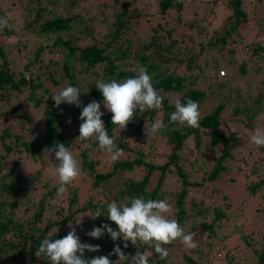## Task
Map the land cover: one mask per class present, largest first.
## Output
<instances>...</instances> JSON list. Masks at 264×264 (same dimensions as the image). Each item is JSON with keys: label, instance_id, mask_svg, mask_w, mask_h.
Masks as SVG:
<instances>
[{"label": "trees", "instance_id": "16d2710c", "mask_svg": "<svg viewBox=\"0 0 264 264\" xmlns=\"http://www.w3.org/2000/svg\"><path fill=\"white\" fill-rule=\"evenodd\" d=\"M91 1L28 0L23 8L22 25L29 30L27 35L32 39L43 40L35 50L17 57L19 63L25 62L19 70H12L9 54L0 45V264H48L46 258L35 255L39 244L46 236L49 239L62 238L61 233L52 230L57 226L69 227V223L74 225L81 219V223L76 226L81 242L100 246L99 252L86 251L85 258L108 256L115 246L110 236L105 233L101 239H94L86 233L94 226L100 227L105 223L114 229L116 225L106 216L93 220L87 215L94 214L97 208L106 214L107 204L111 201L128 203L136 197L166 200L175 210L170 218L175 219L186 233H194L198 246L202 247L184 252L175 259L174 252L182 245L177 240L165 246L169 250V256L161 259L154 248L138 245L143 248L141 251L150 254L149 264H200L204 259V247L207 250L213 247L207 239L218 238V233L230 219L227 212L230 205L226 203L225 206L212 208L204 206L203 201L197 202L192 198V191L203 186L204 182L218 181L228 172L229 162L235 161L238 162L237 169L243 172L241 178L244 181V192L248 197L258 196L264 199V147H259L256 153L250 152L248 156L237 159L232 146L238 145V133L221 131L225 123L223 111L227 100L216 102L201 117L199 128L172 125L169 123L170 115L175 111L177 100L186 103L188 99H192L198 103L199 108L204 104L208 92L199 86V81L201 76L207 77L208 70L215 69L213 80L217 82V90L222 92L230 83V73L220 76L219 70H230L240 45H244L246 51L244 48L240 49L242 59L238 65L239 72L246 75L250 63H253L255 72L264 71L263 63L254 60H264V44L258 37L242 44L240 28L250 20L245 11V0H206L210 9L201 18L197 15L198 11L190 18L183 15L186 2L190 0H154L159 10L154 15L138 6L136 0H111L109 6L114 9L113 13L110 16L103 13L101 17L89 16L87 6L80 7L82 2ZM103 4V10H106L108 5ZM15 6L16 3L11 1V8ZM222 8L227 9V16L220 19L218 14ZM171 12L176 15H171ZM209 14L213 15L212 19L208 17ZM222 14L221 11V16ZM150 16L151 19L148 20ZM151 21L156 22L155 26H148ZM87 22H96L95 25L106 31L104 34L100 33L95 42L78 46L77 31L83 33L79 28L84 25V32L87 33ZM258 28L262 33L264 23L260 22ZM10 29L5 27L0 30L11 34ZM93 31L94 29L90 30L89 34L92 35ZM22 48L25 50L26 44ZM42 54H46V58L55 64L59 62L56 55L62 56L64 77L69 79L70 86L79 88L72 73L76 65L82 66L88 76H97L87 92L80 90L82 107L89 103L87 97L90 101H103L102 94L95 85L96 81H123L135 77L141 67L146 68L152 77L154 88L163 97L162 108L142 113L137 111L135 120L128 126L134 127L136 135H143V128H151L159 119L167 126L166 129L158 134H150L147 143L131 148L132 156L120 157L107 172H98L97 167L101 162L90 157V152L98 148V141L78 139L77 127L81 124L79 116L82 109L68 104L55 107L51 96L57 92L45 87L39 76L35 80L26 77L32 65L41 61ZM64 77L60 79L63 80ZM49 78L55 86L60 85V81L55 80L52 73H49ZM257 88L259 96L241 86L236 85L234 88L236 101L231 117L251 131L256 129L254 120L260 115L264 116V88ZM25 90L29 92L20 100L18 95ZM38 90L41 92L39 96ZM13 97L18 101L11 105ZM70 113H73L71 123H64V115L67 117ZM111 116L110 112H104L102 119L109 136L115 138L119 128L112 124ZM173 128L176 130H171ZM71 132L77 141L69 136ZM157 138L159 141L156 144ZM115 141L122 151L129 152L124 141L116 138ZM190 142L195 150V157L191 161L187 158ZM59 143H64L71 152H75L80 159L82 173L92 180L93 189H105L104 196L97 200L89 197L77 208V188L67 186L66 208L56 202L59 184H42L41 177L42 167L46 166L43 159L49 155L55 157L54 153L49 154L48 149ZM204 147H209L214 154L211 165H207L206 161L202 162L197 156L204 157ZM12 157L15 159H11ZM155 157H161L163 161L157 162ZM252 157L254 160L251 163ZM23 160L26 161V166L29 162L37 167L24 173V166L21 165ZM132 172L140 177L126 175ZM199 174L200 181L197 177ZM156 175L157 180L151 187ZM110 182L114 185L111 184L112 189L108 190ZM223 199L226 197L223 196ZM261 212H264V205L257 208V215ZM250 233L239 238L245 247L252 249L253 258L248 262L264 264V221L260 229ZM115 243L120 245L125 254L135 255V246L129 243V247L125 249L122 239ZM223 248L219 245L215 260L210 263L238 264L235 254L239 250L238 245L230 246L227 251ZM109 258L115 261L114 264H130L129 261H117L116 255Z\"/></svg>", "mask_w": 264, "mask_h": 264}, {"label": "rangeland", "instance_id": "374dc122", "mask_svg": "<svg viewBox=\"0 0 264 264\" xmlns=\"http://www.w3.org/2000/svg\"><path fill=\"white\" fill-rule=\"evenodd\" d=\"M11 1L16 3L15 7L11 8ZM80 1V0H79ZM100 0H92L89 2H82L80 4V7H86L89 11V16H102L103 13H106V16H110L114 9H112L111 0H102L101 5H99ZM138 6H141L148 14L154 15L159 12L156 2L154 0H136L135 1ZM245 11L247 12L248 16L250 17V20L248 23L243 24L240 28V33L242 35L241 41L242 44H246L251 42L253 39L255 40V37H258V40L264 44V31L260 33L258 24L260 22L264 23V0H245ZM28 3V0H0V12L1 16H10V25L12 29L11 34L5 33L4 30H0V45H2L4 51H7L9 54L10 61L12 62V70H19L20 66H23L25 63L24 61L16 60L19 55L24 56L27 51H33L36 49L37 45L43 40L42 38H35L32 39L27 33H29V30L25 28V25H22V19H23V8ZM103 3H106L108 6L106 10L104 9ZM210 9V5L206 3V0H190L186 2V6L183 10V15L185 17H189L194 14L196 11L199 18H201L205 12H208ZM221 11L223 12L221 16ZM208 14V13H207ZM171 15L175 16V12H171ZM27 16V15H26ZM219 18L222 19L224 16H227V9L222 8L218 14ZM208 17L210 19L213 18L212 14H209ZM151 19V16L148 17V20ZM205 22V21H204ZM155 21L149 22V25L155 26ZM96 22H87L88 32H84V25H81L79 28L81 31L83 30V33H80L77 31L78 36L76 38L77 45L78 46H84L88 45L89 43L95 42L100 37V33L104 34L105 29L103 27H98V25H95ZM94 25V28H93ZM140 27L143 28L142 24H140ZM10 29V30H11ZM93 34L90 35V30H93ZM37 42V43H36ZM46 43V42H45ZM23 44H26V49L24 50L22 48ZM47 44V43H46ZM241 47L238 48V54L235 57L234 63H231V68L228 71L227 70H219L220 76H225L229 72V82L228 86L225 87V89L221 90L222 92L218 91L216 88L217 82L216 80H213L214 71L208 70L206 71L207 77L205 75L200 77L199 86L202 89H205L208 92V98L204 102V104L199 108V111L201 113V117L206 114L208 111H210L218 101L227 100L226 108L223 111V117L225 118L224 126L221 127L222 132L227 131H235L238 133L239 136V142L238 145L232 146L234 149V154L236 155L237 159L244 158L243 156H248L250 152L256 153L259 147L255 146L250 142V135L254 131H251L250 129L246 128L244 124H241L239 122H235V120L231 117V112L234 107V103L236 101V96L234 94V88L237 86H241L243 88L249 89L251 93L255 96L260 95V91H258L257 87H263L264 88V71L255 72L254 68L252 67L253 63L248 65V73L246 75H242L239 72V63L241 62L242 56L240 54V49L244 48V51H246V47L244 45H240ZM21 50V51H20ZM227 57V56H226ZM61 55H56V60H59L57 64L51 63L47 58L46 54L41 55V61H37L34 63L31 67V71H27L26 77L36 79L37 76L40 77L42 83L45 87L54 89L56 92H59L66 86L69 85V79L64 77V69H63V61H62ZM228 58V57H227ZM250 59V58H249ZM258 60V62H262L264 65V60L261 59H254ZM223 63V62H222ZM221 63V64H222ZM82 66L76 65V69H72V73L74 74V81L78 84V87L81 91L87 92L89 87L94 83L97 76H88L86 72L82 69ZM49 73H52L55 80L60 81L59 86H55L53 81L49 78ZM234 76V77H232ZM60 77H64L63 80L60 79ZM29 90V88H28ZM28 90H25L24 93L18 95V98L20 100H23L25 96L28 94ZM40 91H37V95H40ZM88 102H91L89 100V97L86 98ZM174 99V98H172ZM18 100L13 97V100L11 101V105H14ZM101 102V110L104 112H108L107 109L104 107L102 101ZM2 104H4L3 101H1ZM30 112V111H29ZM73 113H70L69 116L66 117L64 115V123L68 124V120L71 118ZM226 119H229L228 121ZM255 127H261L264 128V116L260 115L254 120ZM149 128V127H147ZM150 129V128H149ZM77 130L79 128L77 127ZM76 131V127H75ZM69 135L74 141H77V139L74 138L72 135V132ZM143 135H136L134 133V127H129L125 130L120 131L119 129L116 130V140L118 141H124L129 148L128 151H122V154L120 157L126 158L129 156H132V153L130 151L131 148H137V146L141 143H147L148 138L151 136L150 134L146 135L145 128H143ZM159 138L156 139V144L158 143ZM116 142V141H115ZM117 143V142H116ZM189 148L187 150V158L189 161L193 160L195 157V150L193 148V143H189ZM204 157H201L200 155H197L199 159L203 162L206 161L207 165H211L213 162L214 154L211 152L209 147H204ZM165 152V149H163ZM73 156L77 159L79 166L80 159L77 157L75 152L72 151ZM90 157L99 160L101 164L98 165L97 171L98 172H107L110 170L114 164V162L111 161L109 154H107L104 150L98 148L92 152H90ZM119 157V158H120ZM156 158V157H155ZM252 159H250V162L252 163ZM11 159H15V157H12ZM24 159V158H23ZM248 159V157H247ZM199 160V161H200ZM256 160V159H255ZM157 162L163 161V159L156 158ZM43 162L46 166L42 167V184L47 182L50 186L58 185V177L53 175V171L56 167V161L55 157L47 156L43 159ZM202 162H200L202 164ZM230 161L228 164V172H226L224 175L220 177V179L214 183L204 182V185L201 187H198L197 189L192 191V198L195 199V201H203L204 206H210L211 208L213 206H225L226 203L230 205L228 209V214L230 219L227 223L224 224V228L221 229V231L218 233V238H208V243H212L213 247L211 250H207L204 247V253L202 254L203 260L200 261V264H213L210 263V261H214L215 255H216V249L219 248V245L224 247L223 249L225 251L228 250V248L234 245H238V251L235 253L236 257L238 258V264H249V260H252V252L251 247L247 248L243 245L242 241L239 239L241 235L243 234H249L250 232H255L262 226V223L264 221V212H261L257 215V208L261 205H264V199L259 198L258 196H249L244 192V181L242 180L241 176L243 174L242 171H239L237 169L238 162ZM10 165V164H8ZM21 165L24 166L22 169V172L28 173L29 170L35 169L37 166H32L29 162L26 166V161L23 160ZM127 176H136V178L140 177L137 175L136 172H132L129 174H126ZM201 174L197 175L200 181ZM158 175L153 177L151 187L154 186L155 181L157 180ZM118 177H116L117 179ZM104 184V183H102ZM114 183L110 182V186L108 185V190L111 188ZM73 188L76 189V193L78 195L79 203L77 205V208H79L82 204H84L89 197H94L96 200L98 198H101L102 195L104 196L105 189L99 188V189H93L92 187V180L86 176L85 173H82V175L78 178L77 181H75L72 185H70ZM103 187V185H102ZM218 190V191H217ZM107 192V190H106ZM245 193V194H244ZM223 196L226 197V199H223ZM67 198L68 194L66 192L64 193H58L56 196V202L64 206L66 208L67 205ZM75 208V207H74ZM80 220V219H78ZM79 222V221H77ZM75 228H77V224L75 223L73 225ZM70 231V228L68 226H57L52 230V232H57L62 234V238L68 234ZM77 231V235H78ZM251 234V233H250ZM222 235V236H221ZM221 236V239L219 238ZM254 237H257L254 235ZM194 240L198 244V239L194 238ZM199 248H202L198 246ZM197 247V248H198ZM196 249V248H195ZM189 249H187L183 244L180 246L179 250L175 251L174 256L175 259L179 258V256L184 253L188 252ZM218 257V256H217ZM219 258V257H218Z\"/></svg>", "mask_w": 264, "mask_h": 264}, {"label": "clouds", "instance_id": "9594fccd", "mask_svg": "<svg viewBox=\"0 0 264 264\" xmlns=\"http://www.w3.org/2000/svg\"><path fill=\"white\" fill-rule=\"evenodd\" d=\"M10 16L0 17V29L11 27ZM97 89L102 94L103 105L112 114L111 122L118 126L119 130H125L129 123L137 116V111L160 110L163 104V97L154 88L152 77L146 68L141 67L133 78L123 81L115 79L110 82L96 81ZM80 89L74 86H66L51 96L54 106L59 108L62 104L75 105L81 108L79 120L78 139L82 141H98L100 149L104 150L112 162L119 159L122 148L110 137L102 119L104 112L101 111V102L92 100L83 106L80 100ZM175 111L171 113L169 123L172 125H184L191 128H199L201 113L199 105L192 99L186 103L179 100L175 102ZM63 110L61 109V113ZM69 124L71 120L67 121ZM162 120L157 119L151 128L145 127L146 135L158 134L166 129ZM171 130H176L175 128ZM250 142L257 147H264V128L257 127L249 137ZM49 154L54 153L58 161L53 175L58 177V193L67 191V186L72 185L82 175L81 167L72 152L64 143L55 144L48 149ZM174 208L166 200H145L143 197L132 198L130 202L117 203L115 200L107 204L105 212L97 208L94 214L87 215L93 220L106 216L114 222V229L110 224L105 223L100 227L86 233L94 239H101L107 233L114 242L112 252L106 255H99L94 258H85L87 252H99L100 246L91 243H82L77 235L76 228L69 223L70 231L63 238L49 239L47 236L39 244L35 255L46 258L48 264H114L109 256L116 255L117 261H129L130 264H149V253L141 251L138 245H145L154 248L155 253L161 259L169 256V250L165 247L179 240L187 249L198 247L194 240V233H186L180 224L171 219L174 215ZM86 216V215H85ZM82 220V219H81ZM76 222L77 225L81 223ZM123 240V247H129V243L136 248L135 255H127L115 242Z\"/></svg>", "mask_w": 264, "mask_h": 264}]
</instances>
